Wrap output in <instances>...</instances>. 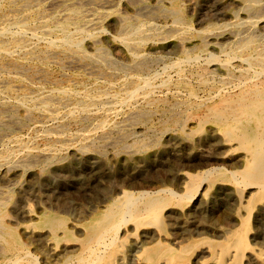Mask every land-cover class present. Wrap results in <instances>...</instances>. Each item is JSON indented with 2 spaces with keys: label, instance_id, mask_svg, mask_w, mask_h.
Masks as SVG:
<instances>
[{
  "label": "rangeland",
  "instance_id": "obj_1",
  "mask_svg": "<svg viewBox=\"0 0 264 264\" xmlns=\"http://www.w3.org/2000/svg\"><path fill=\"white\" fill-rule=\"evenodd\" d=\"M25 1L0 0V43L5 44L8 50V53L4 49L0 51V212H7L0 224V264H52L53 261V264H89L91 260L94 263L90 264H212L215 246L226 241L213 228L235 229L239 224L235 223L236 217L230 214L232 211L215 208L218 198L205 212L201 207L205 205L206 197L193 210L197 194L161 209L165 225L163 231L156 225L136 224L132 219L117 226L113 231L118 234L119 248H116L112 259H95L92 256H86V262L77 259L84 253L81 242L86 223L102 211L112 197L121 195L124 189L137 192L158 187L183 193L180 174L201 169H192V149L184 139L192 126L189 120L186 122L189 107L192 102L202 101L221 79H229L227 77L232 74L240 75L242 71L254 72L244 56L253 52L255 46H264V0H256L250 7L245 6L244 0H146L150 11L136 10L139 3L134 0H72L69 3L57 0L59 4L55 0H30L33 8L28 11L41 8L40 14L36 18H23L21 12L13 9L21 7ZM99 1L101 4H98ZM63 3L76 12L93 3L94 10L110 9L114 12L106 20L97 16L99 23L89 26L82 24L84 19L80 17L66 19L73 34L70 37L82 38L78 47H66L54 42V28L62 19L52 16L57 9L65 7ZM178 16V22L173 24ZM44 21L49 24L47 29L40 28ZM22 22H27L25 32L19 27ZM130 25H142L140 34L143 43H133L121 36ZM250 38L254 43L242 45ZM215 61L223 64L224 70L215 71L204 79L203 75L209 72L208 68ZM246 67L250 69L245 72ZM259 77L263 78L264 74H259ZM138 80L149 82L148 93L139 88L130 100H123L120 96ZM87 91L93 94L94 105L84 110L79 104ZM176 118L183 119L184 128L174 125ZM197 144L196 159L204 149L203 141ZM216 150L214 147L212 151ZM228 164L219 165L235 169ZM45 216L60 218L61 225L51 227L52 230L43 223ZM6 226L14 229L21 244L24 242L25 252H20L22 254L5 251L2 236ZM247 228L248 231L251 229V223ZM148 231H153L154 237H147L146 233L144 236L143 232ZM111 234L106 236L105 241ZM158 240L172 248L171 261L165 258L170 256H150L143 249ZM253 247L258 246L254 243ZM248 259L245 256L241 264H248L251 261Z\"/></svg>",
  "mask_w": 264,
  "mask_h": 264
},
{
  "label": "bare ground",
  "instance_id": "obj_2",
  "mask_svg": "<svg viewBox=\"0 0 264 264\" xmlns=\"http://www.w3.org/2000/svg\"><path fill=\"white\" fill-rule=\"evenodd\" d=\"M48 1H47L46 4H48ZM58 1H60V0H58ZM58 1L55 0L54 2H56V3L59 4ZM64 1H68V3L69 2H73L72 0H64ZM81 1H83V0H81ZM131 1L132 0H130L129 2H131ZM134 1H137L139 3L136 10H144V11H150L151 10L149 8L150 5H148V4L145 3L146 0H134ZM134 1H133V3H134ZM255 1L256 0H244L245 6L246 7H250L252 5V3H254ZM149 2H151V1H149ZM32 4H31V1L30 0H26L21 7H19V8L17 7L15 9H13V11L21 12L23 14V18H28V17H31V18L35 17L36 18V16L38 17V15L40 14L41 8H37L35 10L33 9V10H31L29 12L28 9L29 8H33L32 7ZM49 4H50V2H49ZM93 4H91V5H93ZM98 4H101V2L98 3ZM66 5L63 8L61 7L60 9H57V11L55 13H53V15H52L54 18H57L58 20L62 19V20L59 21V23H58L59 25L58 26L56 25V27L54 28V32L56 34V38L54 39L55 40L54 42H58V43L66 46V47H72V46H77L78 47L79 44H80V40L82 39V38L81 39H78V38H75V37L74 38H71L70 37L73 34H71V29H70V26H69L70 23H67L66 22L67 21L66 19L69 18V20H70V19H76V18H79L80 17V18L84 19L83 20L84 22H82V24H86V26L87 25L89 26V25L95 24L96 22L99 23V21H97V19H96L97 16L103 18V20H106L107 18H109L112 15V12H114V11H111L110 9L109 10H103V11L100 10L101 12H99V10H94L95 8H93L91 5L90 6H86L81 11L79 10V11L76 12L74 10V8H72L70 6H66ZM70 5H71V3H70ZM80 5H77V6L79 7ZM96 5H94V6H96ZM109 6H111V5H108V7ZM156 6H155V8H156ZM71 8L75 12H73V10ZM178 9H181V8L179 7ZM171 10L173 12V9H171ZM171 10L169 11L170 13H171ZM42 11H44V10H42ZM116 11H118V10H116ZM161 12H162V10H161ZM177 12H179V10H177ZM16 14H14V15H16ZM41 14H42V12H41ZM138 14H140V13H138ZM48 15H46V16L49 17ZM159 15H161V14H159ZM10 16H12V15H10ZM172 16H174V15H172ZM44 17H42V18H44ZM165 17H167V16H165ZM9 19H11V18L9 17ZM37 19H39V18H37ZM98 19H100V18H98ZM124 19H126V18H124ZM178 19H179V16L178 17H175V20H173V22L174 21L178 22L177 21ZM20 20L22 21V19H20ZM41 21H43V19ZM157 21H158V19H157ZM54 22L56 23L57 21H54ZM25 23H27V22H25ZM25 23L22 22L20 24V26H19L20 29L23 30V31L26 30V24ZM45 23H46V21H44L43 25L40 27L41 29L43 27H45V29H47V27H48L49 24H45ZM78 23H80V21ZM39 24H41V22ZM82 24H80V25L83 26ZM173 24H175V22ZM77 27L79 28V24H78ZM129 27L130 28H128V30H126L124 32L125 34L124 35H121V36H123L127 41H131L133 43L134 42L137 43L139 41L141 43H143L142 42L143 39H142V36L140 34V31L143 28L142 25H137V26H131L130 25ZM189 28H190V26H189ZM3 29H5V28H3ZM184 29H183V31H184ZM7 30H8V28H7ZM100 30H102V29H100ZM117 31H119V30H117ZM245 32H246V30H245ZM116 37H119V36H116ZM116 37L114 39H116ZM28 43H29V41H28ZM252 43H254V41H253L252 38H250V39L242 42V45L245 46V45L252 44ZM131 44H130V46H132ZM259 44L263 45L262 43H259ZM20 45H23V44L20 43ZM134 47H136V46H134ZM101 48H103V47H101ZM242 48H244V47L242 46ZM247 48H249V47H247ZM2 49L6 50L7 49V46L5 44H3V43H0V51H2ZM101 50H103V49H101ZM241 50L242 49L240 48V52H241ZM6 51L8 53V50H6ZM102 53H105V52L102 51ZM241 55H243V53ZM100 56H101V54H100ZM244 57L246 58V59L244 58L245 60H248L249 67L251 68L253 66L252 68H254V69H252V68L251 69L254 72H249L248 69H250V68L249 67H246L245 72L248 71L246 73H243V71H242L243 74L240 73V75H234V74L231 73L232 76L231 77H227L229 79H226V78L221 79L220 80V83L218 85H216L215 88L210 89L209 92H208V95L203 100L201 99L202 101L199 100L200 102L199 101L192 102L191 105H190V107H189L190 108V112L188 113V115L186 114L187 115L186 122L189 120L191 122V125L192 126L189 128L188 132L185 134L186 136L184 137V139H186V141L189 142L190 148L192 149V157H193L192 169H198V168H201V169H199V170H197L195 172H188V171H186V172H182V174H180L181 175L180 176V179H182L181 182H183V184H184V190H183L184 192L183 193H177L175 190H173L171 188H168V187H158V188H156L154 190H149V189L148 190H145L144 189V190L137 191V192H135V190L134 191H129L127 189L126 190L125 189L124 190L122 189L123 191H122L121 195H117L115 197H112L111 200H109L104 205L103 210L100 211V212H98V214L96 216H94L93 218L89 219V221L86 223L85 236L82 237L83 239H82V242H81V244H82V247L81 248H83V252L84 253H81V255L79 256V258L77 259V261L79 260V262L80 261L81 262H86V260L88 259V258H86V256L87 257L92 256L95 259H100V258H103V257H109L110 259H112V257L116 253V248H119L118 247V245H119L118 244V241H119L118 234L117 233H114L113 230L116 229V227L119 226L121 223L127 222L129 219H132L136 224H139V225H144V224H147V225H150V226L151 225H156L158 227L157 229H159L160 231H163L165 225H164V223L162 222V219H161V209L163 207L169 205V204H172V203H180L181 200H184L185 199L184 197H188L189 196L190 198H192V197L195 196V194H197L198 195V197H197L198 200H197L196 204L192 207L193 210L194 209L196 210L199 207V206L197 207V204L201 203V201L206 197L207 198V201L205 202V205L201 207V210L205 212V209L212 207L213 206V201L215 202L216 198H218V205L215 208H217V210L227 208L228 211H232V213H230V214H232V216H235L236 217V218H234V220H236L235 223L236 224H239V227L238 228L236 227L237 229L236 228L235 229H229V228H227L226 230H224V229H220L219 230L218 228H213V229L218 230L217 231L218 235L224 236L225 239H226V241H223V242H220V243L217 241L219 244L217 246H215L216 247V250L214 252V256H213L214 261L212 262V264H241V262L244 261L243 259L245 258V256H247L249 258L248 259L249 261L251 260L250 262H248V264H264V77L263 78L262 77L261 78L259 77V74H261V73L264 74V46H260V45H259V47L258 46H255L254 47V51L253 52L251 51L250 53H246V56H244ZM206 58H207V56H206ZM215 58H217V57H215ZM107 59H108V57H107ZM180 59H181V57H180ZM212 59H213V57H212ZM155 62H156V60H155ZM178 62H179V60H178ZM178 62H175V63H178ZM211 64H212V66L210 68H208V69H210L209 72L207 71L208 73H206L205 76L203 75V78L204 79H206L210 74L215 73V71H223L224 70L223 69L224 65L221 64V63H218L217 61L212 62ZM177 74H179V73H177ZM148 86H149V82L147 80H138V81H135V82L131 83V85H129V87L126 90V92H125L124 95H121L120 96V94H119V96L122 97L123 100H127V99L135 96V94L139 90V88H144L145 94H147L148 91H149V88H147ZM153 87H154V85H153ZM61 90H63V88L60 89V91ZM158 90H159V88H158ZM192 92H193V90H192ZM20 98L23 99L24 98V94L22 96H20ZM93 99H94L93 98V94H91L89 91H87L86 94H85V98L83 99L82 103L79 104V105L84 110H88V109H90L94 105L93 104L94 103ZM184 109L185 108H183V110ZM26 115H27V113H26ZM14 116H15V114H14ZM17 116L19 117L20 115H17ZM125 117H127V116H125ZM140 117H142V116H140ZM170 117H172V116H170ZM107 120H108V118H107ZM131 121L132 120H130V122ZM164 121L166 122L167 120H163V122ZM174 123H175L174 125H176V127L184 128V126H183L184 121H183L182 118H176L174 120ZM169 128H172V127L170 126ZM94 135H96V134H94ZM139 140H140V138L138 140H135V141H139ZM202 141L204 142V149H203V152H202L201 156L196 159V157H197V153L196 152L197 151H195V147H196L197 142H202ZM91 142H93V141H91ZM98 144H100V143H98ZM144 144L145 143H143V145ZM214 147L217 150L213 152L212 150H213ZM202 148H203V146H202ZM188 151H190V150H188ZM183 156H184V154H183ZM173 158H174V156H173ZM227 162H229V164H228L229 167L231 166L232 168L234 167L235 169H230L229 170L228 168L225 167V165L224 166L219 165L221 163H227ZM188 163H190V161ZM214 164H218V165H214ZM157 167H159V166H157ZM163 169H165V168H163ZM155 170H156V168H155ZM164 171H166V170H164ZM157 172H159V171H157ZM157 172H155V174ZM165 174H166V172H165ZM150 175H152V174H150ZM172 177H173V175H172ZM159 178H162V177H159ZM153 179H155V178H153ZM171 180H172V178H171ZM174 180H175V178H174ZM139 182H140V180H139ZM140 184H142V183H140ZM148 185H146V186H148ZM129 187H131V186H129ZM150 187L155 188L153 186H150ZM128 189H130V188H128ZM134 189H135V187H134ZM221 196H222V201L220 200V197ZM189 200H191V199H189ZM63 201H65V200H63ZM4 213H7V212H0V224L2 223V219L5 217ZM194 215H195V213H194ZM191 216H193V215H191ZM59 219L56 218L55 216H45L42 220H43V223L44 224L50 226V228L51 227L53 228L54 226L61 225V221H59ZM209 219H211V218H208V220ZM215 219H217V218H215ZM224 219H226V218H224ZM175 220H176V218H175ZM190 220H188V221H190ZM217 220H216V222H219ZM201 221H202V219H201ZM224 222H225V220H224ZM249 223H251V229H252V230L250 229L251 232H250V230L248 231V228H247V225ZM26 224H28V223H26ZM64 224H66V223H64ZM175 225H177V224H175ZM229 225H231V223ZM28 226H29V224H28ZM32 226H35V225H32ZM29 227H27V228H29ZM130 228H132V227H130ZM5 229H6V231L4 233L5 235L2 236V240L4 241V244L3 245H5V251L8 252V253H11V254L14 253L16 255H18V253H20L22 251L25 252V248H24L25 246H23L24 242L22 241L23 244L20 243V241H19L20 238L18 239L17 234L14 231V229H12L11 227H8V226H6ZM137 229H139V228H137ZM181 230H183V229H181ZM32 231H34V230H32ZM112 231H113V234H111ZM196 231H199V230H196ZM178 232L180 233V231H178ZM182 232H184V231H182ZM62 233H64V231ZM109 233L111 234L110 237H109V240L108 241H105V238H106V236ZM143 233H144V236H146V234H147V237H150V238L154 237V235H155L153 231H151V232L148 231V232H143ZM39 234H41V233H39ZM46 234H47V232H46ZM73 234H74V232H73ZM18 235H19V233H18ZM193 235H195V234H193ZM212 237H213V235H212ZM80 239H79V241H81ZM137 239H136V241H137ZM146 239H149V238H146ZM52 240L53 239H51V241ZM64 240H67V239H64ZM123 240H125V239H123ZM201 241H203V239ZM66 242H68V241H66ZM125 242H126V240H125ZM250 242H254L255 243V246L257 245L258 247L257 248L253 247L254 246V243H252V245H251ZM3 245L1 247H4ZM26 246L28 247V245H26ZM74 247H77V246H74ZM97 247H99L100 249H97ZM206 248H207V246H206ZM96 249L99 250V251H97ZM135 249H134V251H135ZM143 249L147 252V255H150L151 256L153 254V256H157V257L170 256V258L169 257H165V258L167 260H170L171 259L172 248L169 246L168 243H165V242H163L161 240H158L155 243H153L152 245L146 246ZM200 249H202V247H200ZM123 250H125V249H123ZM5 251H4V253H5ZM78 252H80V251L78 250ZM85 253L87 255H85ZM182 253L185 254V252H182ZM20 254H22V253H20ZM26 254L28 255L29 253H26ZM208 255L209 254H207V256ZM71 256H73V255H71ZM26 257H28V256H26ZM26 257H25V259H26ZM29 257H30V255H29ZM57 257H59V255L56 256V258ZM23 258H21V261H22ZM30 258H32V257H30ZM46 258H48V257H46ZM32 259H34V258H32ZM49 261H50V259H49ZM28 262L29 261H27L26 263H28ZM53 262H52V264H53ZM87 262H89V261H87ZM91 262H93V261L91 260ZM91 262H89V264ZM58 263H59V261H58ZM69 263L71 264V262H69ZM101 263H102V261H101ZM139 263H141V262H139ZM95 264H97V263H95Z\"/></svg>",
  "mask_w": 264,
  "mask_h": 264
}]
</instances>
